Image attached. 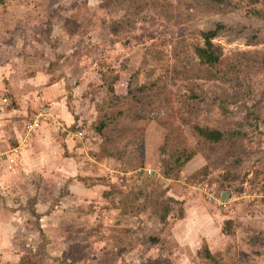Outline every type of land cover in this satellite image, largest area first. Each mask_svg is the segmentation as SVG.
I'll list each match as a JSON object with an SVG mask.
<instances>
[{"label": "rangeland", "instance_id": "374dc122", "mask_svg": "<svg viewBox=\"0 0 264 264\" xmlns=\"http://www.w3.org/2000/svg\"><path fill=\"white\" fill-rule=\"evenodd\" d=\"M6 38L35 173L0 198V264H264V0H3ZM174 147L195 155L166 175Z\"/></svg>", "mask_w": 264, "mask_h": 264}, {"label": "crops", "instance_id": "0c3cea01", "mask_svg": "<svg viewBox=\"0 0 264 264\" xmlns=\"http://www.w3.org/2000/svg\"><path fill=\"white\" fill-rule=\"evenodd\" d=\"M0 3H3V0H0ZM2 15H4L3 12ZM11 45H13L12 48L15 47L16 49H18V47H22L20 45L18 46V43L16 42L8 41V38H6L5 40H0V50L4 54L3 61L8 57H11V62L16 61L17 74L19 76L11 74V71L5 74V76H2L3 72H1L0 80H27L29 79V77L26 76L23 64L28 65V54L24 56V58H26V62L22 61L21 59L23 58V56L19 54H15L14 56L13 53H8L9 47ZM4 89L5 88H2L0 86V154H6V159L0 162V167L5 168L4 170H0V185L4 184V186H0V191L1 193H3L2 195H5L4 197H0L1 199L8 198V192L17 194L20 193V190H24V188L20 187L21 180L17 177L18 175L16 176L15 174L18 169L23 170L22 174H20V171L18 172V174H20L19 177H25L26 175L31 176L35 173V171L32 172V169H30V165L33 161V158L30 155V152L28 151V144L26 140L28 138V135H30V131L32 129V122L31 124L29 123L30 125L28 124L24 126L26 121L25 119L29 117L27 112L28 108L23 107L24 109H19L13 106H10L9 108V106L7 105L8 101L2 97V91H4ZM24 127H27V129H25L24 131L25 133L22 131V128ZM20 137H22V139L19 141ZM6 182H9L11 186H7ZM5 186L9 187V189L7 190L6 188L5 190V188H3ZM5 199L4 201H7ZM15 200H10L8 202L12 203V205L19 204ZM2 201L3 200H0V202ZM39 205L40 202L38 206ZM0 218L2 219V217ZM1 223H3V221H1ZM23 250H28L26 245L24 246Z\"/></svg>", "mask_w": 264, "mask_h": 264}, {"label": "trees", "instance_id": "16d2710c", "mask_svg": "<svg viewBox=\"0 0 264 264\" xmlns=\"http://www.w3.org/2000/svg\"><path fill=\"white\" fill-rule=\"evenodd\" d=\"M214 4H221L224 0H210ZM251 3H258L260 0H249ZM217 30L207 31L201 33L203 45H197L194 48L196 57L200 64L207 68H213L220 60V49L215 46L212 40L216 37ZM145 88H140L143 91ZM105 122H101L100 125H105ZM193 134L198 139L200 145H220L230 138H236L239 133H225L215 129H209L205 127L195 126L192 128ZM162 148V152H163ZM194 153L190 152L183 147L172 148L171 154H169V160L166 163L167 170L166 175H170L171 172H177L181 170L184 165L194 157ZM164 220V219H163Z\"/></svg>", "mask_w": 264, "mask_h": 264}, {"label": "built area", "instance_id": "2783aa9c", "mask_svg": "<svg viewBox=\"0 0 264 264\" xmlns=\"http://www.w3.org/2000/svg\"><path fill=\"white\" fill-rule=\"evenodd\" d=\"M77 136L80 138L82 137V133H78ZM6 159V154H0V162H2V160Z\"/></svg>", "mask_w": 264, "mask_h": 264}, {"label": "water", "instance_id": "95a60500", "mask_svg": "<svg viewBox=\"0 0 264 264\" xmlns=\"http://www.w3.org/2000/svg\"><path fill=\"white\" fill-rule=\"evenodd\" d=\"M229 196H230L229 193H228V192H225V193L223 194L221 200L224 201V200L228 199Z\"/></svg>", "mask_w": 264, "mask_h": 264}]
</instances>
